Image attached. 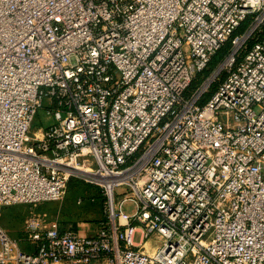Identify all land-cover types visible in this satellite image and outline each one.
<instances>
[{"label":"built area","instance_id":"1","mask_svg":"<svg viewBox=\"0 0 264 264\" xmlns=\"http://www.w3.org/2000/svg\"><path fill=\"white\" fill-rule=\"evenodd\" d=\"M76 178L96 235L0 224V264H264V0H0V216Z\"/></svg>","mask_w":264,"mask_h":264},{"label":"rangeland","instance_id":"2","mask_svg":"<svg viewBox=\"0 0 264 264\" xmlns=\"http://www.w3.org/2000/svg\"><path fill=\"white\" fill-rule=\"evenodd\" d=\"M229 47V43L225 46ZM224 47V48H225ZM225 55L218 61L217 65H220L222 59ZM214 68H208V70L202 73V79L207 78L213 72ZM216 89V86L212 88V93ZM210 97V95L208 96ZM47 117L46 110H41L39 116L34 123V130L45 124V119ZM73 183L70 184L67 195L62 201H53V202H43L39 204H21L5 209V215L3 220L0 222L3 228L10 236H19L23 234L27 220L34 215H45L46 217H52L53 214L57 213V208L60 205L68 203V205L80 207L81 211L78 210V216L74 212L69 211L68 208L64 210L65 215L63 218L70 219L77 222H82L83 220H91L93 222H98L106 218V201L107 197L103 189L90 182H86L84 179H73ZM71 202L73 204H71ZM57 207V208H56ZM66 207V206H65ZM129 205L126 206V208ZM129 209V208H128ZM69 211V212H68ZM78 220V221H77ZM5 224V225H4ZM137 243L141 242V233H137L135 237Z\"/></svg>","mask_w":264,"mask_h":264},{"label":"crops","instance_id":"3","mask_svg":"<svg viewBox=\"0 0 264 264\" xmlns=\"http://www.w3.org/2000/svg\"><path fill=\"white\" fill-rule=\"evenodd\" d=\"M64 202L65 201H63V204L60 205V207H58V208L56 207L57 208V211H55V212H57V213L53 214V216L50 217V218L48 217V219L49 220H52V219L58 220L59 223H60V225H61V229L62 230L72 229L73 231H75L76 233H78L81 236H94V235H96V233L98 231V225H99V223L102 220H100L98 222H93L91 220H83L82 222H77V223L72 218H71V220L70 219H66L65 220L63 218V215H65V213H66V212H64V210L66 208H68L69 211L71 210V212H74L75 216L76 215L78 216V212H79L78 210L81 211V209H80V207L78 208L77 206H73V205H70V204L68 205L67 202H66V204H64ZM71 204H73V203L71 202ZM4 213H5V210L1 213V216H0L1 221L3 220V217L5 215ZM0 224H1V222H0ZM23 236H24V232H23V234H21L19 236L18 235L17 236H15V235L13 236L12 235L11 237L12 238H23ZM23 247L26 250H32L33 249L31 246H29L27 244H23ZM56 264H67V263H63L62 262V263H56Z\"/></svg>","mask_w":264,"mask_h":264},{"label":"trees","instance_id":"4","mask_svg":"<svg viewBox=\"0 0 264 264\" xmlns=\"http://www.w3.org/2000/svg\"><path fill=\"white\" fill-rule=\"evenodd\" d=\"M228 50V48L227 47H225L223 50H221L213 59H212V61H211V63L209 64V68H214L216 65H217V63H218V61L224 56V54L226 53V51ZM208 70V69H207ZM206 70V71H207ZM205 71V72H206ZM200 77H202V76H200ZM201 79L202 78H199V80H197L194 84H193V88L194 87H196L197 85H198V83H200V81H201ZM73 183V181L71 182V184ZM29 251H31V250H29Z\"/></svg>","mask_w":264,"mask_h":264},{"label":"bare ground","instance_id":"5","mask_svg":"<svg viewBox=\"0 0 264 264\" xmlns=\"http://www.w3.org/2000/svg\"><path fill=\"white\" fill-rule=\"evenodd\" d=\"M108 185H110V184H108Z\"/></svg>","mask_w":264,"mask_h":264}]
</instances>
